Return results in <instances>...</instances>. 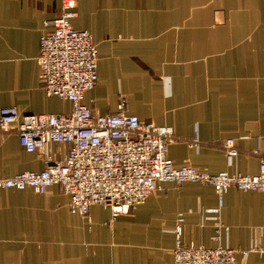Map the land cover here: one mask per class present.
Segmentation results:
<instances>
[{
	"label": "crops",
	"instance_id": "1",
	"mask_svg": "<svg viewBox=\"0 0 264 264\" xmlns=\"http://www.w3.org/2000/svg\"><path fill=\"white\" fill-rule=\"evenodd\" d=\"M73 25L98 47L99 80L86 93L96 113L116 111L125 96L130 112L173 126L175 166L211 174H256L264 157V0H76ZM61 0H0V109L68 113L71 104L49 97L40 84V40ZM108 106V107H107ZM239 149L231 166L223 141ZM61 160L69 146L51 142ZM39 152H27L15 132L0 131V173L42 171ZM70 197L52 186L0 190V264H173L175 229L185 244L238 253L239 264H264V191L230 188L219 207L213 187L166 184L134 211L111 220L91 207L82 217ZM228 226L220 242L215 224Z\"/></svg>",
	"mask_w": 264,
	"mask_h": 264
},
{
	"label": "built area",
	"instance_id": "2",
	"mask_svg": "<svg viewBox=\"0 0 264 264\" xmlns=\"http://www.w3.org/2000/svg\"><path fill=\"white\" fill-rule=\"evenodd\" d=\"M77 16L76 0H61L59 13L46 23L51 29L42 35L38 55L42 88L47 96L70 102V112L21 114L16 106L0 109V131L15 132L27 152L43 155L46 168L10 177L0 173V190L32 188L44 194L58 186L70 197L71 213L85 217L92 206L102 205L111 210V222L134 211L168 183L213 187L219 200V207L212 210L216 213L230 188L264 191V157L256 174H211L190 164L175 166L169 145L180 138L173 126L157 125L131 113L125 96L119 97L115 112H94L85 97L99 80L98 47L88 31L74 27ZM51 142L69 146L63 159L52 157ZM223 148L231 166L239 152L235 140L224 141ZM182 220L179 215L173 264H239L238 253L247 256L248 251L221 245L185 244ZM223 229L228 231L221 222L215 224V240L220 241Z\"/></svg>",
	"mask_w": 264,
	"mask_h": 264
},
{
	"label": "rangeland",
	"instance_id": "3",
	"mask_svg": "<svg viewBox=\"0 0 264 264\" xmlns=\"http://www.w3.org/2000/svg\"><path fill=\"white\" fill-rule=\"evenodd\" d=\"M107 107H108V106H107ZM228 139H233V140H235L234 138H228ZM228 139H226V140H228ZM226 140H224V141H226ZM224 141H223V142H224ZM235 144H236V142H235ZM222 147H223V144H222ZM225 153H226V152H225ZM233 162H234V161H233ZM212 210H214V209H212ZM212 210H209V211H212ZM212 212H214V211H212ZM215 213H216V212H215ZM218 222H221V221H217V223H218ZM221 224H223V223L221 222ZM223 226H224V227H228V226H226V225H224V224H223ZM228 229H229V228H228ZM223 230L225 231V229H223ZM223 230H222V231H223ZM216 241H217V240H216ZM218 242H220V241H218ZM218 245H221V244H218ZM221 246H223V245H221ZM226 247H229V246H226ZM263 252H264V250H263Z\"/></svg>",
	"mask_w": 264,
	"mask_h": 264
}]
</instances>
